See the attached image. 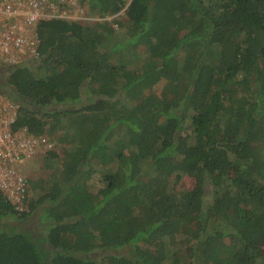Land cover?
Here are the masks:
<instances>
[{"label": "trees", "instance_id": "obj_1", "mask_svg": "<svg viewBox=\"0 0 264 264\" xmlns=\"http://www.w3.org/2000/svg\"><path fill=\"white\" fill-rule=\"evenodd\" d=\"M79 1L113 20L40 22L0 79L57 143L0 264H264V0Z\"/></svg>", "mask_w": 264, "mask_h": 264}, {"label": "built area", "instance_id": "obj_2", "mask_svg": "<svg viewBox=\"0 0 264 264\" xmlns=\"http://www.w3.org/2000/svg\"><path fill=\"white\" fill-rule=\"evenodd\" d=\"M108 17L90 14L79 0H0V79L17 67H33L41 60L40 22L90 23ZM18 109V103L0 87V191L16 211L23 212L31 189L24 166L53 149L55 141L47 134L33 136L25 127L16 128Z\"/></svg>", "mask_w": 264, "mask_h": 264}, {"label": "rangeland", "instance_id": "obj_3", "mask_svg": "<svg viewBox=\"0 0 264 264\" xmlns=\"http://www.w3.org/2000/svg\"><path fill=\"white\" fill-rule=\"evenodd\" d=\"M113 18H114V16H109L108 21L109 20L112 21ZM115 28L117 29L118 27L115 25ZM52 140L55 141V147L54 148H56L57 147L56 140L53 138H52ZM44 163L45 162H44L42 156L36 158L35 160L32 159V160H28L26 162L24 169H25L26 176L29 179L30 186H31V182H34L40 178H46L48 176V174L50 173V169L47 168V166ZM191 185H192V180L190 178H187V177H182L180 180H178L175 183V186L179 189L189 188ZM32 196H33V191L30 189V198ZM233 203L234 202H231V204H233ZM34 219H35V217H31L30 219L24 220L23 225L27 226V227L30 226ZM7 221L13 222V223L15 222L11 218H8ZM260 245H261V249L264 253V238L261 239ZM113 252H115V251H111L110 253H113ZM107 253H109V251H103V250L102 251H95V253H93L92 256L94 258H97V257L105 255Z\"/></svg>", "mask_w": 264, "mask_h": 264}]
</instances>
